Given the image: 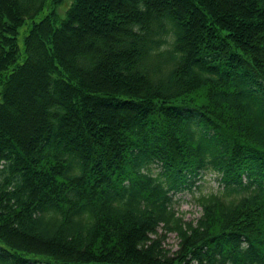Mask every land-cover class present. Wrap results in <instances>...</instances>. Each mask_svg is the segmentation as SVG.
I'll return each mask as SVG.
<instances>
[{"label":"trees","instance_id":"trees-1","mask_svg":"<svg viewBox=\"0 0 264 264\" xmlns=\"http://www.w3.org/2000/svg\"><path fill=\"white\" fill-rule=\"evenodd\" d=\"M46 1L0 0V264H264V0H50L20 51Z\"/></svg>","mask_w":264,"mask_h":264},{"label":"rangeland","instance_id":"rangeland-1","mask_svg":"<svg viewBox=\"0 0 264 264\" xmlns=\"http://www.w3.org/2000/svg\"><path fill=\"white\" fill-rule=\"evenodd\" d=\"M50 0H47L43 8L36 13L32 18H27L23 21L22 24H20L17 27V32L15 34L16 42L17 45L19 46L20 51H22V39L24 34L27 32L30 24L32 21H37L44 15L52 5H50ZM70 0H58L57 4L54 6L55 12L59 15L62 16L65 8L69 4ZM80 43L79 38L72 36L70 34V37L60 43V50L62 51L63 49H73L75 48L78 44ZM67 52V51H64ZM22 58V53L21 56L19 57V60ZM37 80L34 79L33 81L31 80L29 87L31 88L34 84V82ZM39 89L36 88L35 91H38ZM37 97V96H36ZM15 104L19 105L22 109H27L26 111L20 112L17 118L10 119L9 123H7L9 126L11 125L12 127H18L19 125H26L28 124L29 120L28 117H31L33 112H35V108L31 106L30 101H29V96L28 94H25L24 91L22 93H19V95L16 96V101ZM14 104V107H15ZM13 108V107H12ZM11 108V109H12ZM16 111V110H15ZM7 122V121H6ZM18 124V125H16ZM157 168L156 166H152V170L155 171ZM219 190L218 183L214 177L213 174L209 173V171H205V173L202 174V177L200 180H197L195 182V185L191 187L190 190H184L180 193H176L173 196L174 202H173V208L174 210L177 211V213L182 217L184 221H189V220H194L199 216V207L195 205L194 203V198L198 194H207L210 192H217ZM163 246L169 251H175L177 249V239L175 237V234L173 232L167 233L166 236L164 237L163 241Z\"/></svg>","mask_w":264,"mask_h":264}]
</instances>
